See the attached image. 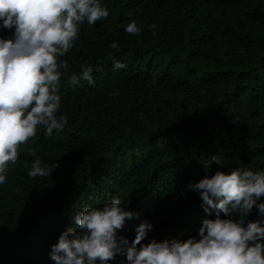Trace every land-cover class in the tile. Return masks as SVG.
I'll return each instance as SVG.
<instances>
[{
	"label": "trees",
	"instance_id": "1",
	"mask_svg": "<svg viewBox=\"0 0 264 264\" xmlns=\"http://www.w3.org/2000/svg\"><path fill=\"white\" fill-rule=\"evenodd\" d=\"M100 3L109 15L80 24L57 58L69 65L57 113L68 123L50 137L38 126L0 184V264H54L51 245L76 227L73 217L115 197L138 214L119 236L131 241L147 220L153 229L143 243L198 239L202 220L216 212L206 213L187 186L218 170H264V0ZM133 21L139 34L125 31ZM13 33L0 21V38ZM112 56L127 67L114 70ZM85 63L99 69L95 83L70 86L66 75H79ZM37 158L59 166L29 177ZM259 219L254 207L245 226Z\"/></svg>",
	"mask_w": 264,
	"mask_h": 264
},
{
	"label": "clouds",
	"instance_id": "2",
	"mask_svg": "<svg viewBox=\"0 0 264 264\" xmlns=\"http://www.w3.org/2000/svg\"><path fill=\"white\" fill-rule=\"evenodd\" d=\"M108 15L100 0H0L2 27L14 28L13 38H0V184L6 182L9 163L17 161L20 145L36 136L38 126L50 137L68 123L67 116L57 113L61 69L66 74L69 65L58 63L57 58L72 48L80 24L94 25ZM140 30L134 21L125 27L129 34ZM111 48L117 49L118 44L113 42ZM110 59L114 70L127 67L114 56ZM94 69L99 70L85 63L79 75H66V79L70 86L82 80L93 84ZM212 162L221 165L218 157L213 156ZM58 166H42L37 158L28 175L49 176ZM203 166L207 169L210 164ZM187 190L199 193L206 213L216 212L214 218L202 220L198 239L143 243L153 229L147 220L135 226L131 241L119 236L126 221L138 214L126 210L115 197L102 207H87L75 215L76 227L62 231L51 245V260L54 264H109L124 255L127 264H264V170H218L190 183ZM254 207L262 219L249 220L245 226L244 218ZM221 212L239 219L221 218Z\"/></svg>",
	"mask_w": 264,
	"mask_h": 264
}]
</instances>
